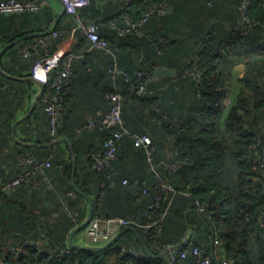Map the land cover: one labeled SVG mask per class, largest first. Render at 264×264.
<instances>
[{
	"label": "trees",
	"instance_id": "trees-1",
	"mask_svg": "<svg viewBox=\"0 0 264 264\" xmlns=\"http://www.w3.org/2000/svg\"><path fill=\"white\" fill-rule=\"evenodd\" d=\"M241 1L235 0L238 28L232 33L234 46L237 53L243 51L245 47L252 46V53L259 54L251 55L243 61L245 71L240 78L243 87L236 102L233 105L229 104V107L226 106V101L229 102V91L224 83L231 65L220 51L221 47H216L213 53L207 48L195 50V57L188 59L184 57L188 50H183L180 45L183 38L203 40L214 38L209 31L196 33L197 27L193 21L196 20L197 13L203 15L207 14V11L201 7L202 3L198 6L195 0H122L126 10L124 16L118 13L114 15V12L108 15L96 7L94 0H90L89 5L78 11L79 18L83 23H89L85 22L84 16L97 23L100 38L112 54L106 53L104 49L93 48L82 31L71 25L72 23L63 26L66 15L55 23L54 16L44 6L35 13L24 11L0 14V49L17 38L30 35L20 43L21 45L18 44L5 53L6 55L9 52L20 51L13 60L16 67L13 68L15 72L13 76L20 77L21 72L34 69L42 56L47 52L53 54L57 51L58 45L69 37L75 41L73 49L62 53L60 64L50 73L49 82L62 70V62L69 55L73 56L70 60L71 75L65 88L64 111L56 127L55 136L49 133V137L42 142L49 143L57 138H68L72 141L77 156L76 186L92 197L94 202L92 216L101 218L121 216L141 221L143 212L148 210L149 205L160 194L162 198L160 205L152 213L153 218H159L166 210L161 220L159 235L154 240L151 231L137 229L148 249L155 255L163 252L164 248L181 242L187 233L183 215L189 208H196L194 203L197 200L205 206L204 215L211 220L215 229V258L218 264H222L223 261H227L228 264H264V168H260L259 161L264 148V0L249 1L245 14L253 26L246 34H242ZM160 2L166 3L167 8L172 6V11L168 13L166 9L164 15L152 16L141 27L140 33L129 32L119 36V31L127 26V20L136 21L144 12ZM184 15H189L190 20L182 22V25H189L193 33L184 34L180 38L173 24L180 23ZM163 18L168 22L167 34L160 35L154 41L148 65L145 62L139 64L137 61L139 55L134 49H142L145 27L151 24L150 21ZM39 22H43L49 34L53 30L59 32V36L51 39L48 47L39 49L40 56L31 54L23 58L22 48L34 44L36 39L32 36L34 33L43 32L40 30ZM102 27L107 29L104 35L101 32ZM173 35L178 37L175 39ZM260 39L262 40L256 43ZM249 42L252 44H248ZM147 44L150 45L149 41ZM88 49L90 51L87 53ZM79 55L84 56L82 61H77ZM92 57L100 59L98 72H95V67L91 63ZM77 64L79 67L76 70ZM163 64L174 69L176 77L168 83L159 85L155 79L154 67ZM114 65L119 71L116 75L110 73ZM88 67L91 68L92 75L102 77L104 80L99 94L102 102L106 104V110L90 121L92 125L84 127L82 121L78 119L73 121L70 118L69 105L73 95L74 75L76 71H86L87 78L91 79ZM0 68L9 73L2 62ZM136 72L149 73L152 78L146 83L144 80L137 81ZM195 73L199 78L194 76ZM126 77L130 78L129 82H126ZM142 84L146 85L148 91H153L152 94H137ZM23 85V82L0 78V126L7 136L10 134L14 118L12 114H6L7 111H13L10 107L14 106L8 99L10 96L16 97L15 89L21 90ZM82 93L91 96L86 86L82 88ZM112 93L122 97L124 127L131 135L149 136L154 151L152 161L148 162L145 150L134 147L131 135L124 136L116 160L112 161L102 174L93 170L90 155L110 135L107 129L98 126L97 121L109 110L108 96ZM38 103L42 104L44 112L43 99H39ZM225 111L227 115L223 131L220 122ZM44 114L49 130V120L45 112ZM82 128L87 132L82 131V135L79 136L77 132ZM82 136L92 143L91 146L82 149V154H85L87 159L86 169L81 167L79 160V146L85 143ZM5 140L0 138V144H4ZM256 144L259 145L255 147ZM166 148L171 149L170 156L166 155ZM28 153L36 161L49 160L51 164L45 172H32L30 175H43L51 184V189L56 193H67L69 199L61 197L28 199V203H19L11 207L9 218L15 230L12 232L6 226L3 212L7 199H3L0 194V262L166 264L165 255L157 259L146 257L132 233H125L114 246L102 252L68 249V231L81 223L88 211L87 202L75 194L70 183L71 156L69 155L65 162L53 151V147L47 149L28 147L17 156L20 171L0 182V186L21 174L24 168L20 160ZM164 163H175L176 170L170 171ZM28 169L31 170V167ZM105 174L110 178L107 179ZM124 180L126 184H123ZM163 182L170 185L175 193L161 192L158 186ZM23 186L25 183L18 187ZM46 200L51 206L43 205ZM59 209L65 210L63 214L59 213ZM55 211L58 212V216L54 215ZM192 231L191 242L177 250L201 247L209 256L208 224L197 217ZM30 242L40 243L41 249L26 246L22 253L9 251L12 247ZM63 249H68L63 256L46 252H60ZM186 264L197 263L195 258L189 255Z\"/></svg>",
	"mask_w": 264,
	"mask_h": 264
},
{
	"label": "crops",
	"instance_id": "crops-1",
	"mask_svg": "<svg viewBox=\"0 0 264 264\" xmlns=\"http://www.w3.org/2000/svg\"><path fill=\"white\" fill-rule=\"evenodd\" d=\"M94 1L96 7L101 9L104 13L107 12L108 15H110L113 12L114 15L116 13H118L119 15L122 14V16L125 15L126 10L123 7L122 0H94ZM195 1L197 2L198 6L202 3L201 7L206 9L207 11V14H203V15H200V12L197 13L196 20L195 21L192 20L197 27L196 33L201 34L203 32L209 31L214 36V38H206L204 40L196 39V38L193 39L183 38L180 42V45L182 46L183 50L184 49L188 50V53H186L184 57L188 59H192L195 57L194 56L195 50H202L204 48H207L213 53L216 47H221L220 51L222 52L224 57L228 59L231 65L228 70V74L226 76L224 83L226 89H228L229 91V95H228L229 102L226 101V106H228L229 104L233 105L236 102L237 97L240 94L241 89L243 87V84L240 82V78L243 76L245 71V66L243 64V61H246L249 58V56L257 55L259 53L258 52L252 53V46L245 47L243 51L240 50V52L237 53V49L234 46V41L232 37V33L235 31V29L238 28V21H237L238 16H237V7L235 4V0H195ZM46 2L47 4L44 7H46L47 10H50V12L55 18L54 19L55 23L58 22L62 18L61 17L59 20H57L58 15L61 14L64 8L63 4L58 0H46ZM171 11H172V6H169L167 8V12L170 13ZM64 15H66V18L62 23L63 26H67L68 23L70 22L72 23L71 25H75L78 27V23L76 19H74L72 16L68 15L67 13ZM188 16L189 15H184L181 18L180 23L175 22L173 24L175 30L179 32L178 35L180 38L184 34L189 35L193 33L190 30L191 28L189 25L187 26L182 25V22L186 23L188 20H190ZM84 18H85V22H89V23L93 22L95 24L94 21L86 19L85 16ZM150 22L151 24H148L144 30V40H143L142 49L139 50L134 49L135 53L139 55L137 59L139 64H141V62H145L146 65H148L149 62L148 59L151 57V54L153 53L154 41H156L157 37H159L160 35L167 34L166 29L168 22L166 21V18H163L161 20H154V21L152 20ZM39 24H40V30L43 31L42 33L46 32L47 29L46 26L43 24V22H39ZM101 32L102 35L106 34L107 33L106 27H102ZM177 37L178 36L173 35V38L176 39ZM70 38L71 37H69L67 40H64L60 45H58L57 51L59 50L62 53L70 52L73 49L75 42L74 40H72V38L71 39ZM261 40L262 39H260L256 43H259ZM148 41L150 45L147 44ZM23 42L24 41L20 43ZM248 44H252V42H249ZM89 51L90 49L87 50V53ZM19 52L20 51H13L12 53L9 52L6 55L4 54L5 56L3 55L4 57L2 56L0 59V62L3 63L5 69L9 71L8 73L0 68L2 72V74H0V78L1 79L6 78L7 80H14L24 83V85L21 87V90L15 89L16 97L10 96L8 99L12 104H14V106L10 107L13 109V111L6 112L7 115L12 114L14 116L10 127V134L7 136L6 132L0 126V138L6 139L4 144H0V182H2L5 179H9L17 171H20V167L17 162V156L19 153L24 152L28 147H33L32 145L48 144L42 142L47 137H49V130L46 125V116L43 112L42 104H39L38 101L36 103L33 102L34 98L37 97V95L41 91L40 84L42 83L34 77L33 69H30L29 72L26 71L21 72L22 76L20 77L13 76L15 74L13 68L14 69L16 68L13 65V60L15 59L16 55L19 54ZM83 59L84 56L79 55L77 61H82ZM98 60L100 59L95 57H92L91 59V63L93 67H95V72L100 71V65ZM238 61L241 63H238ZM78 67L79 64H77L76 70ZM154 69H155L154 74L155 72H157L158 69H160V72H157V75L155 74V79L157 81V84L159 85L163 83H168L169 80L172 81L176 77V71L170 68L167 64L154 67ZM51 71L52 69H47L46 72L48 82L50 79ZM87 71L90 73L91 79L87 78L86 71H80V70L76 71L73 79V95L70 99V105H69L70 118H72L73 121H75L76 119L82 121L84 123V127H89L90 121L99 117L100 114H102L106 110V104L105 102H102V98L99 94V91L101 90V87L104 84V80L102 79V77L99 78L98 76L92 75L90 67L87 68ZM28 78L29 79L34 78L35 81H30V80L26 81L25 79ZM84 86H86V89L90 92L91 96H86L82 93V88ZM43 88H44L43 94L39 99L44 98L48 85L43 84ZM14 108L16 109L14 110ZM27 114L30 115L24 121L16 125L14 130L15 139H13L12 137L13 126L17 121L23 119ZM226 115H227V111H225V114L220 122V128L223 131L225 130ZM82 131L87 132V130L82 128V130L77 132V134L81 136ZM84 136H82V139L85 140V143L79 146L80 147L79 160L81 167H84L86 169L87 159L85 154H82L83 152L82 149L91 146L92 143H89ZM66 147L67 146L64 143L53 146V151L56 152L65 162H67V157L70 155ZM33 148H37V147H33ZM38 149H47V148H38ZM165 150H166V155L170 156L171 149L166 148ZM22 172H24V169H22ZM56 176L58 177L57 174ZM50 185L51 184L47 181V179L43 175L31 174L28 177V181L27 183H25V186L16 187L14 190L8 192H1V197L3 196V199H7L6 204H4L3 212H5L4 215L6 219V226L7 228H9L10 231L12 232L15 231L13 230L12 221L9 218V210L11 207L19 203L27 202L28 199H61V198L69 199L67 193L66 194L56 193L53 189H51ZM43 205L45 207L51 206V204L47 200ZM63 211L65 210L59 209L60 214H63ZM193 211H197V209L195 207H192L186 210L183 215V219L194 230L196 218L197 217L200 218V217ZM54 215L58 216V212L55 211ZM72 230L73 228L68 231V235ZM202 230H203L202 227H200V231ZM192 232L193 231L191 229L187 228V233L181 239V242L188 236H190L192 239ZM74 242L82 246L86 244L82 236V231L74 235Z\"/></svg>",
	"mask_w": 264,
	"mask_h": 264
},
{
	"label": "built area",
	"instance_id": "built-area-1",
	"mask_svg": "<svg viewBox=\"0 0 264 264\" xmlns=\"http://www.w3.org/2000/svg\"><path fill=\"white\" fill-rule=\"evenodd\" d=\"M65 7L66 13L77 20L78 28L82 31L83 35L92 43V47L96 49H104L106 53L112 54L110 49L106 48V43L100 38L98 33V26L94 23H83L78 15V11L81 8L89 5L90 0H60ZM250 0H242L240 4V12L242 15L243 31L242 34H246L250 31L253 24L246 16L247 8ZM46 0H6L0 2V14H13L20 12L35 13L42 6H46ZM166 3L160 2L157 5L150 8L148 11L144 12L140 18L134 22H129L127 20V26L119 31V36H124L129 32L140 33L141 27H143L148 20L154 15H164L166 12ZM59 36V32L50 31V34L43 37H38L32 46H25L21 53L23 58L29 57L31 54L39 55L40 48H46L50 45L51 39H55ZM40 56V55H39ZM62 52L55 51L53 54H45L41 57V60L34 66V77L39 80L42 84L48 85L47 91L44 95V112L46 113L49 120V133L51 136H55L56 127L62 113L64 111V96L65 88L68 83V79L71 75L70 60L73 58L69 55L62 62V70L57 74V76L50 82L47 81L46 72L47 69L56 68L61 61ZM112 75L119 73L118 69L114 65L110 70ZM137 81L144 80L145 83L150 81L152 75L146 72H136ZM196 78H199L197 73L194 74ZM130 78L126 77V82H129ZM153 91L147 90L146 85L142 84L137 90V94L143 95L145 93L152 94ZM109 110L97 121L99 127L107 129L110 135L104 140L101 146L95 152L90 155L91 165L93 170L98 173L104 174L107 168L110 166L111 162L116 160L117 152L121 144V140L124 136H130V132L124 127L122 119V97L119 94L112 93L108 96ZM92 125V122H90ZM133 139V145L136 148H143L147 157V161H152V154L154 151V146L152 141L147 135H131ZM259 144H256L257 147ZM257 161V160H256ZM260 168H264V148L262 149V156L260 158ZM20 163L24 168V172L18 175L16 178L5 181L0 186L1 192H8L14 190L16 187L23 183H27L30 173H43L51 167L50 161H36L34 157L28 153L21 157ZM165 167H168L170 171L176 170L175 163H164ZM31 167V170L28 169ZM106 178L109 179L110 176L105 174ZM126 184V181H123ZM159 190L165 194L175 193L173 188L166 183H160L158 186ZM72 194V193H70ZM161 195L158 194L155 201L149 205L148 210L144 211L142 214V220L137 221L132 218H125L121 216L101 218L99 216H92L86 227L82 230V236L86 244L84 246H100L108 241H110L117 233H119L123 228L134 227L136 229H141L145 231H151L153 234V239L155 240L157 235L161 231V220L166 214V210L161 214L159 218H153L152 213L160 205ZM1 201V199H0ZM170 202L168 205H170ZM194 205L199 213L205 214L206 208L199 201H195ZM34 247L40 250L41 245L38 242L24 243L19 247H12L9 251L13 253H22L25 247ZM68 249H70L68 247ZM68 249H63L60 252L46 251L48 254H56L63 256L68 252ZM73 250V249H71ZM166 264H186V259L189 255L193 256L197 264H210L212 261L210 256L206 255L205 250L201 247L186 248L182 250L171 249V247L164 248ZM0 264H8L1 261ZM222 264H228L227 261H223Z\"/></svg>",
	"mask_w": 264,
	"mask_h": 264
},
{
	"label": "water",
	"instance_id": "water-1",
	"mask_svg": "<svg viewBox=\"0 0 264 264\" xmlns=\"http://www.w3.org/2000/svg\"><path fill=\"white\" fill-rule=\"evenodd\" d=\"M60 1V0H58ZM61 2V1H60ZM64 14H66V10L65 7L63 8L62 12L60 15H58L57 20H59L61 17L64 16ZM49 35V32L46 31L44 33H35L33 34V38H38V37H43V36H47ZM30 35H26L20 38H17L16 40L4 45L1 49H0V59L1 57L5 54V52L7 50H9L10 48L14 47L15 45L19 44L22 41H25L27 38H29ZM157 72H160V69L157 70ZM157 72H155V74L157 75ZM0 74H2L1 70H0ZM26 81H35L34 78H28L25 79ZM41 87V91L40 93L37 95V97L34 98L33 102H37L39 100V98L42 96L44 88H43V84H40ZM30 114H27L23 119H21L20 121H17L15 123V125L12 128V137L13 139H15V127L17 124L21 123L22 121H24ZM88 124V123H87ZM66 144L67 148H68V152L71 156V161H72V171H71V186L73 191L75 192V194L79 195L80 197H82L88 205V211L87 214L84 218V220L79 223L72 231H70L69 235H68V239H67V245L70 249H74V250H83V251H91V252H102L112 246H114L119 238L124 235L125 233H132L135 237V239L137 240L138 244L140 245L144 255L146 257L149 258H153V259H157L160 258L162 256H164L166 251H163L161 253H159L158 255L153 254L147 247L146 242L144 241V239L142 238L141 234L139 233V231L134 228V227H126L123 228L119 233H117L110 241H108L107 243H105L104 245L101 246H82V245H78L74 242V235L79 233L80 231H82L86 225L88 224V222L90 221V219L92 218L93 212H94V202L91 196L83 193L77 186H76V181H75V175H76V171H77V156L74 150V146L72 144V142L67 139V138H60L57 140H54L48 144H44V145H32L33 147H37V148H51L55 145L58 144ZM194 213H196L200 218H202L209 226V231H210V235H209V249H210V259L214 264H218V262L216 261L215 258V229L214 226L211 222V220L206 217L205 215L199 213L198 211H193ZM186 227L188 229H191V226L188 225V223L186 222ZM191 237L188 236L187 238H185L180 244L175 245V246H171V249H177L180 248L182 246H186L188 245V243L190 242Z\"/></svg>",
	"mask_w": 264,
	"mask_h": 264
},
{
	"label": "rangeland",
	"instance_id": "rangeland-1",
	"mask_svg": "<svg viewBox=\"0 0 264 264\" xmlns=\"http://www.w3.org/2000/svg\"><path fill=\"white\" fill-rule=\"evenodd\" d=\"M24 47H25V46H24ZM24 47H23V48H24ZM23 48H22V49H23ZM84 206H85V205H84ZM85 209H86V207H85Z\"/></svg>",
	"mask_w": 264,
	"mask_h": 264
}]
</instances>
